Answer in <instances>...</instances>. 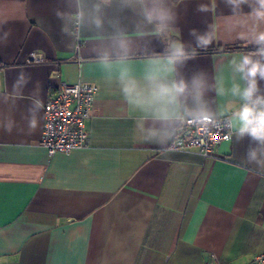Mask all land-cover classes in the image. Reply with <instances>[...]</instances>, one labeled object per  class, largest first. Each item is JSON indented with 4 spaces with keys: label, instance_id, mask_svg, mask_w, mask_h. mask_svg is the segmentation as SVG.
<instances>
[{
    "label": "crops",
    "instance_id": "1",
    "mask_svg": "<svg viewBox=\"0 0 264 264\" xmlns=\"http://www.w3.org/2000/svg\"><path fill=\"white\" fill-rule=\"evenodd\" d=\"M170 2L186 46L196 47L193 29L202 34L221 24L218 38L197 48L179 74L190 80L202 72L213 83L222 63L230 87L227 62L255 51L223 31L231 7L215 0L214 10L202 12L199 5L211 8V0ZM67 10V0H0V90L12 93L21 73L27 80L22 99L0 97V114L16 122L11 133L0 130V264H249L264 253V173L241 166L250 140L224 141L209 156L197 149L165 154L139 141L119 96V67L109 74L86 44L73 50L56 14ZM134 43L156 54L165 49L156 37ZM155 70L140 57L131 65L137 75ZM64 82L97 86L89 143L51 156L39 144L44 104ZM259 86L264 90V81ZM37 88L39 125L29 132ZM206 99L213 108L223 102L213 91Z\"/></svg>",
    "mask_w": 264,
    "mask_h": 264
},
{
    "label": "clouds",
    "instance_id": "2",
    "mask_svg": "<svg viewBox=\"0 0 264 264\" xmlns=\"http://www.w3.org/2000/svg\"><path fill=\"white\" fill-rule=\"evenodd\" d=\"M224 2L233 15L223 21V31L255 46V51L233 56L227 62L230 87H226L222 63L213 83L202 72L190 80L179 74L178 68L197 56V48H207L218 38L221 24L211 25L202 34L193 29L190 34L196 47L186 46L174 28L177 13L170 0H67L68 10L56 14L63 22L62 31L72 38L74 51L86 44L88 56L109 74L113 67H119L115 76L119 96L139 141L156 144L168 154L179 150L180 137L187 128L215 129L229 143L248 138L250 146L241 166L264 173V90L259 86V81H264V0ZM245 4L251 8L247 14L242 13ZM214 8L215 0H211V8L201 4L198 10ZM4 22L0 17V24ZM88 33L92 35L85 41ZM7 35L4 33L2 39ZM134 37L159 38L165 44L164 52H150L147 45H136ZM138 57L156 70L134 74L131 65ZM26 83L21 73L13 92L0 90V97L13 103L22 99ZM209 91L223 100L215 108L206 99ZM38 96L37 88L26 117L29 132L39 125L42 101ZM14 128L11 115L0 114V130L11 133Z\"/></svg>",
    "mask_w": 264,
    "mask_h": 264
},
{
    "label": "built area",
    "instance_id": "3",
    "mask_svg": "<svg viewBox=\"0 0 264 264\" xmlns=\"http://www.w3.org/2000/svg\"><path fill=\"white\" fill-rule=\"evenodd\" d=\"M97 86L92 83H61L44 104V128L39 144L49 155L84 148L89 143L87 120L91 115ZM226 131V130H225ZM179 150L197 149L211 155L224 142L215 129L189 127L182 133ZM207 264H221L214 258ZM249 264H264V253L255 255Z\"/></svg>",
    "mask_w": 264,
    "mask_h": 264
},
{
    "label": "trees",
    "instance_id": "4",
    "mask_svg": "<svg viewBox=\"0 0 264 264\" xmlns=\"http://www.w3.org/2000/svg\"><path fill=\"white\" fill-rule=\"evenodd\" d=\"M250 49H255V46L251 47Z\"/></svg>",
    "mask_w": 264,
    "mask_h": 264
}]
</instances>
